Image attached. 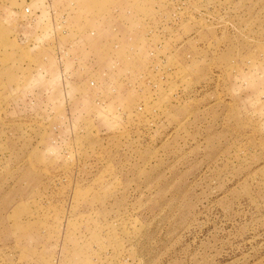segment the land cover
<instances>
[{
  "label": "rangeland",
  "instance_id": "1",
  "mask_svg": "<svg viewBox=\"0 0 264 264\" xmlns=\"http://www.w3.org/2000/svg\"><path fill=\"white\" fill-rule=\"evenodd\" d=\"M0 264H264V0H0Z\"/></svg>",
  "mask_w": 264,
  "mask_h": 264
},
{
  "label": "built area",
  "instance_id": "2",
  "mask_svg": "<svg viewBox=\"0 0 264 264\" xmlns=\"http://www.w3.org/2000/svg\"><path fill=\"white\" fill-rule=\"evenodd\" d=\"M24 12L30 16L31 15V12H30V9L29 7H26L24 8ZM50 17H51V20L53 21L54 20V23L55 25L57 24L58 25V29L61 31V34L62 35H66L67 34V31L65 30L64 26L66 24V21H67V17L65 14H60V13H55L54 10H52V8H50ZM54 14H58V18H53ZM129 14V13H128ZM138 24L140 25H145V24H148L146 19H141V17L138 18L137 20ZM91 35H93V33H91ZM58 53L60 54V58L64 61V62H69L71 61V63L73 64L72 66H74V61L76 60V58H73V55L71 54L70 52V49H61V50H58ZM152 54V53H150ZM154 62L150 65L151 66V71H156V67L154 66ZM77 69L78 67L76 68L75 66L68 69V68H62L61 69V74H60V78L61 80H63L64 83H66L67 81L71 80V73L70 72H77ZM146 80L148 81V78H146ZM148 84H151V82H148ZM89 86L92 87V88H97V83L95 81H90L89 82ZM152 88H157L156 84H152ZM107 93L110 95V97L113 95V93H115V90L114 88L112 89H109L107 91ZM95 104L97 105H105L106 104V100H104V98L102 97L101 93L100 92H97L96 93V96L93 98Z\"/></svg>",
  "mask_w": 264,
  "mask_h": 264
}]
</instances>
